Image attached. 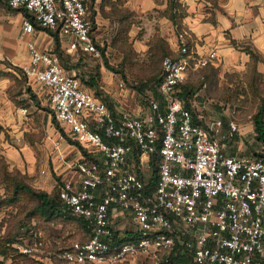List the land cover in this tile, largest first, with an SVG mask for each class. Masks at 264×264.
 <instances>
[{
    "label": "built area",
    "instance_id": "2783aa9c",
    "mask_svg": "<svg viewBox=\"0 0 264 264\" xmlns=\"http://www.w3.org/2000/svg\"><path fill=\"white\" fill-rule=\"evenodd\" d=\"M91 1L1 0L28 11L43 30H58L69 39L67 51L98 56L90 35ZM175 27L177 55L163 58L158 98L146 100L143 115L114 113L65 73L51 49L28 43L23 74L48 90L53 117L67 128L54 141L58 158L77 176L59 181L58 198L83 219L87 232L86 240L58 249L65 263L166 264L163 256L179 251L188 264H264V156L226 155L218 138L222 121L208 130L194 122L177 90L189 71L210 65L216 52L199 54L192 33L181 23ZM22 29L35 27L25 19ZM19 112L25 116L27 109ZM228 127L232 138L238 125L231 119ZM65 139L86 154L68 160L59 150ZM116 212L128 214L129 240L113 224ZM33 236L32 243L21 236L20 253L33 254L43 245L41 233Z\"/></svg>",
    "mask_w": 264,
    "mask_h": 264
},
{
    "label": "crops",
    "instance_id": "0c3cea01",
    "mask_svg": "<svg viewBox=\"0 0 264 264\" xmlns=\"http://www.w3.org/2000/svg\"><path fill=\"white\" fill-rule=\"evenodd\" d=\"M169 1L92 0L87 6L92 22L90 35L102 54L69 52L66 50L69 39L61 36L68 57L66 65L62 66L65 73L75 77L83 90L104 102L114 113L126 110L133 115H143L146 100L158 98V82L151 79L160 81L161 68L159 74L131 88L125 85L120 73L107 61L102 63L101 58L114 50L113 42L119 44L121 40L129 41L133 52L139 56V68L155 48V41L161 42L163 55L176 56V27L168 9ZM175 2L179 5L180 23L194 36L197 52H216L210 65L188 72L177 96L191 111L194 122L203 128L208 130L213 121H222L218 138L226 155L249 156L251 152L244 138L249 133L254 134L253 124L248 126L228 116L226 106L233 101L234 91L240 84L246 86V76L251 71L260 75L264 82V0ZM44 31L42 28L21 31L19 20L0 13V168L4 166L9 173L17 172L26 177V183L32 188L51 193L60 180H75L77 176L58 158L54 141L67 128L53 117L48 90L29 83L23 74V68L29 64L28 43L39 50L50 49L40 42ZM140 71L132 77L141 78L145 73ZM121 82L123 85L119 86ZM21 107L27 109L25 116L19 112ZM231 119L236 121L238 132L229 138ZM59 145L68 160L86 154L79 145L66 139ZM93 156L101 158L98 153ZM9 199L7 185L0 177V264H68L57 257L58 249L72 241L86 240L85 226L76 222L79 234L74 239L73 220H43L37 214L27 215L25 210L11 205ZM112 221L117 232L127 234L129 240L128 214L113 213ZM24 224L31 236L29 241L32 243L33 233L39 232L43 235V245L30 255L20 253L15 243L11 246L14 251L4 252L8 239L24 235L21 228ZM124 264L150 263L130 260Z\"/></svg>",
    "mask_w": 264,
    "mask_h": 264
},
{
    "label": "rangeland",
    "instance_id": "374dc122",
    "mask_svg": "<svg viewBox=\"0 0 264 264\" xmlns=\"http://www.w3.org/2000/svg\"><path fill=\"white\" fill-rule=\"evenodd\" d=\"M0 13L4 16L10 17V19L19 20L21 31L23 27V22L26 17L23 15L21 11H14L10 9L8 6L0 2ZM45 34H41L40 42L44 45L47 44V47L56 53L59 58L61 65L64 67L65 61L67 60V53L65 51V45L63 42V38L59 35L57 31H54V34L51 35L49 32L44 31ZM34 36H32L33 38ZM58 40V41H57ZM114 50L111 52H107V54L102 55L101 62L107 61V63L112 66L117 72L120 73L125 85L127 87L136 88L139 84L143 82V80L147 79L149 76H154L155 74H159V69L161 68V62L165 55L162 52V44L160 41H155L153 44L155 48H153L146 57L147 61L142 62V67L139 68V56L133 52L131 44L127 40H121V43L117 44L113 42ZM104 52V49H103ZM102 52L100 53V55ZM143 69V70H142ZM141 73H145L141 78L134 79L132 76L135 75L136 71ZM158 70V71H157ZM250 76L246 77V86H239L238 89L234 91L233 101L226 106L228 110V116L233 117L236 120H240L243 124L250 126L253 124L252 117L257 111L258 107L261 104L262 98L264 96V83L256 81L253 90L249 86ZM27 92V91H26ZM229 99V98H228ZM244 143L247 148L250 150V155L253 154H261L263 153V147L261 143H259L253 133H249L244 138ZM39 171V170H38ZM16 173V172H13ZM22 177V181H27L26 177L19 175ZM39 190V189H35ZM53 192V191H52ZM51 192V193H52ZM50 193V194H51ZM24 203L27 205V208H32L33 203L28 197H24ZM71 221V220H70ZM74 221V220H73ZM74 229V239L79 234V229L76 221H74L73 225Z\"/></svg>",
    "mask_w": 264,
    "mask_h": 264
},
{
    "label": "trees",
    "instance_id": "16d2710c",
    "mask_svg": "<svg viewBox=\"0 0 264 264\" xmlns=\"http://www.w3.org/2000/svg\"><path fill=\"white\" fill-rule=\"evenodd\" d=\"M168 9H169V12L171 14L170 16L172 20L174 21V23L175 24L180 23L179 5L175 2V0L169 1ZM173 9H177V12L173 13L172 12ZM20 11L23 13L26 19H29L33 23L36 29H41L37 25L33 17L28 13V11L24 9H20ZM45 31L49 32L51 35L54 34V31H50V30H45ZM55 31L58 32V30H55ZM169 57H174V56H169ZM106 66L109 69H112L109 65H106ZM247 76H250L249 86L253 90H255L254 85L257 80L259 82L261 81L260 80L261 76L256 74L254 71H251ZM151 81L154 83H157L159 82V79L153 78L151 79ZM180 86H182V84ZM261 98H262L261 104L258 107L255 114L253 115L252 121H253L254 137L259 143H261L263 147V153L261 155L264 156V96H261ZM68 141L70 143L76 144L74 142H71L70 140ZM257 154L260 155L259 153ZM0 177L2 178L3 182L7 185V191L10 194L9 203L11 205L15 204L17 208L25 210L27 215L37 214L41 216L43 220H49V219L74 220L85 226V223L82 218H79L73 215L71 212L65 210L64 204L58 198V188H56L51 194L45 191H42V190H35L31 186H29L25 180L22 181V177H20L17 172L9 173L7 172L4 166L0 168ZM25 196L28 197V199L32 201L33 203L32 208L30 207L27 208V205L24 203ZM21 228L24 229V235L22 236H24V238L29 241L30 240L29 238H31V236L29 235L28 230H26V224L22 225ZM6 243H8V246H4V252L14 251V249L11 247L12 244L14 243L19 244V243H24V242H23V239L18 238V236L15 235L11 239H8ZM163 258L167 260V263H171L172 261L173 262L176 261V262H180L184 264L188 263L187 258L183 254H181V252L179 251L165 255L163 256Z\"/></svg>",
    "mask_w": 264,
    "mask_h": 264
}]
</instances>
